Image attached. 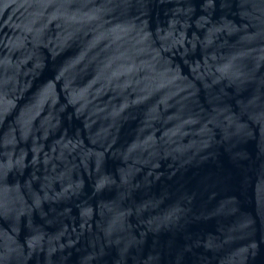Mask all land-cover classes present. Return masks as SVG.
Masks as SVG:
<instances>
[{
  "label": "water",
  "instance_id": "95a60500",
  "mask_svg": "<svg viewBox=\"0 0 264 264\" xmlns=\"http://www.w3.org/2000/svg\"><path fill=\"white\" fill-rule=\"evenodd\" d=\"M0 264H264V0H0Z\"/></svg>",
  "mask_w": 264,
  "mask_h": 264
}]
</instances>
